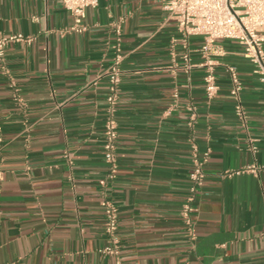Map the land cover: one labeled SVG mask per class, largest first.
<instances>
[{
  "label": "crops",
  "instance_id": "crops-1",
  "mask_svg": "<svg viewBox=\"0 0 264 264\" xmlns=\"http://www.w3.org/2000/svg\"><path fill=\"white\" fill-rule=\"evenodd\" d=\"M71 23L60 0H0V34L23 36L0 59V264H264V86L242 45L215 42L218 91L208 100L202 38H184L159 0H96L84 30ZM116 49L108 178L105 72ZM192 143L207 157L188 227ZM104 193L118 211L114 243Z\"/></svg>",
  "mask_w": 264,
  "mask_h": 264
},
{
  "label": "built area",
  "instance_id": "built-area-1",
  "mask_svg": "<svg viewBox=\"0 0 264 264\" xmlns=\"http://www.w3.org/2000/svg\"><path fill=\"white\" fill-rule=\"evenodd\" d=\"M72 18L70 29L82 31L85 26L82 24L85 18L86 9L94 6L96 0H60ZM163 10L169 18L176 22L177 30L184 38L189 36H201L202 42L199 48L203 67V87L206 98L211 100L218 91V84L214 73L216 62L212 59L214 44L219 39H234L243 47V55L252 64V72L256 74L264 86V0H159ZM116 33L119 27L115 26ZM22 34H0V59L4 57L5 48L9 42L21 40ZM184 60L188 63V53H184ZM122 59L121 53L116 49L113 61L106 70L107 93L105 96V120L103 127V151L104 159L108 164L107 177L112 178L116 171V138L117 121L115 118L118 102L120 73L119 63ZM226 69L229 74V92L235 100V113L244 120L245 114L240 102V91L242 84L236 69L228 65ZM177 94L174 93V97ZM192 111V107H188ZM193 115V113H192ZM253 148V147H252ZM192 168L189 172V192L183 202L181 216L186 226L190 227L191 216L195 211L193 202L197 190L201 187L204 171L203 164L207 153L199 155L197 147L191 144ZM254 171L255 166H246L239 171ZM1 174V170H0ZM102 184L104 180L100 181ZM104 217L105 230L112 236L115 242L114 232L117 228L118 211L113 201L104 193L100 200ZM106 252H114L115 245H108L104 248ZM119 264V263H117Z\"/></svg>",
  "mask_w": 264,
  "mask_h": 264
}]
</instances>
